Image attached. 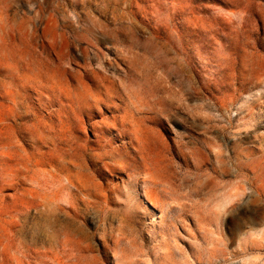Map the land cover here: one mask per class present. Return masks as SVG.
I'll use <instances>...</instances> for the list:
<instances>
[{
    "label": "rangeland",
    "instance_id": "1",
    "mask_svg": "<svg viewBox=\"0 0 264 264\" xmlns=\"http://www.w3.org/2000/svg\"><path fill=\"white\" fill-rule=\"evenodd\" d=\"M262 3L0 0V240L17 237L21 254L27 244L17 232L24 220L16 197L21 184L31 185L16 183L20 174L32 171L43 182L48 220L71 202L65 172L52 163L65 153L112 244L106 237L93 250L84 236L49 225L41 264H191L193 253L200 264H264V246L242 243L233 251L222 229L249 184L264 178V161L220 179L206 170L201 148L203 140L226 171L223 154L233 140L264 131L256 119L264 108V30L253 28ZM129 28L136 46L124 39ZM137 28L147 29L145 38ZM21 120L49 151L33 152ZM95 129L110 150L93 147ZM89 154L109 159L106 170L127 175L121 181L143 196L114 201L118 185L99 178ZM124 158L138 161L132 173ZM257 191L253 204L264 199ZM89 227L80 221V232ZM262 229L264 221L248 232Z\"/></svg>",
    "mask_w": 264,
    "mask_h": 264
},
{
    "label": "clouds",
    "instance_id": "2",
    "mask_svg": "<svg viewBox=\"0 0 264 264\" xmlns=\"http://www.w3.org/2000/svg\"><path fill=\"white\" fill-rule=\"evenodd\" d=\"M249 5L253 8L256 7V0H248ZM261 14L256 17L259 24H253V28L257 27L260 30H264V3L260 4ZM141 39L145 38V32L139 31ZM135 33L131 28L128 29L127 34L124 36L126 41L131 40L133 46L137 45L135 39ZM155 39V37H151ZM194 60V67L200 64V58L197 53H192ZM127 75V74H125ZM109 104L114 102L105 97ZM48 103L47 100L43 101ZM260 103L264 105V100ZM167 118V117H165ZM172 118L177 119L175 113H172ZM257 123L261 129H264V108L257 110ZM21 136L25 143L33 149V152L39 153V150L43 148L46 152L49 151L48 147L43 144H38L35 138L28 135V129L25 127L24 121L21 120L18 123ZM97 130L94 141L96 146H93L97 151L103 153L105 148L111 149V144L107 140L101 142V133ZM221 143H224L221 138ZM201 148L205 154V167L211 176H217L220 179H233L238 175L253 172L251 164L253 159L260 158L264 161V131H261L255 138H250L248 141H244L243 138L234 139L231 143V148L226 151L224 155V162L226 164V171H222L221 163L215 152L209 150L208 145L201 140ZM135 156V153H133ZM125 159V158H124ZM89 160L92 164V168L96 174L105 184L114 182L118 185V188L112 193L113 200L118 204H122L127 200L129 195L142 197L143 191L139 190L134 185H125L121 181V176L124 180H128V176L120 173L116 170L109 172L106 170V165L111 161L107 158H96L95 155L89 154ZM126 160V159H125ZM73 158L65 153H57L52 160V163L65 172L66 179L63 182V192L71 193V202H61L58 213L54 222L48 220L46 216V205L41 203V196L44 195L42 188V181H39L38 174H34L32 171H28L27 174H20L16 183L25 181L27 187L21 184V189H18V195L16 197V205L21 209L20 215L22 216L24 223L21 228L17 229L23 238L27 241L24 246L23 254L20 252L18 246V239L15 236L5 235L3 240H0V264H41L39 254L43 250L42 245L48 241V226L59 234L62 228L71 229L78 235L84 236L88 242L93 246V250L98 247L102 249L105 247V239L107 237V243L112 244L111 236L107 235V230L100 227V221L96 216V213L92 211L93 202L90 200L91 193L82 187H77L75 180L76 169L72 167ZM129 164L128 172L132 173L136 167H138V161L133 163L126 160ZM253 180H256L253 174ZM264 191V178L259 182L253 184L250 183L247 190L246 198L233 208L232 213L225 217L222 224L223 235L228 243L231 245L233 251H239L240 246L243 243L242 237L245 232H248L250 226L258 227L259 224L264 221V199L260 200L258 204H253V199L259 195L257 190ZM84 220L90 227L85 232H80V221ZM114 223V221H110ZM214 228L217 225L213 222ZM108 264H112L111 259L108 260ZM191 264H200L199 257L193 253L191 258Z\"/></svg>",
    "mask_w": 264,
    "mask_h": 264
},
{
    "label": "snow or ice",
    "instance_id": "3",
    "mask_svg": "<svg viewBox=\"0 0 264 264\" xmlns=\"http://www.w3.org/2000/svg\"><path fill=\"white\" fill-rule=\"evenodd\" d=\"M2 75L3 73L0 72V76ZM242 240L245 244H251L255 246L258 242L261 246H264V229L258 232H245L243 234Z\"/></svg>",
    "mask_w": 264,
    "mask_h": 264
},
{
    "label": "bare ground",
    "instance_id": "4",
    "mask_svg": "<svg viewBox=\"0 0 264 264\" xmlns=\"http://www.w3.org/2000/svg\"><path fill=\"white\" fill-rule=\"evenodd\" d=\"M58 170H60V169H58Z\"/></svg>",
    "mask_w": 264,
    "mask_h": 264
}]
</instances>
